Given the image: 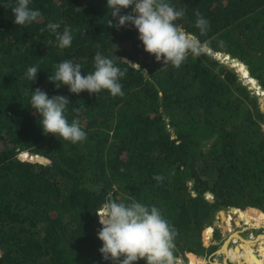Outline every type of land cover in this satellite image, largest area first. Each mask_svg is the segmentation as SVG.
Masks as SVG:
<instances>
[{
  "label": "trees",
  "instance_id": "trees-1",
  "mask_svg": "<svg viewBox=\"0 0 264 264\" xmlns=\"http://www.w3.org/2000/svg\"><path fill=\"white\" fill-rule=\"evenodd\" d=\"M167 2L184 10L175 23L208 48L179 68L147 53L133 26L109 27L117 21L107 0H30L42 18L22 26L17 0H0V264H111L99 252L95 215L109 193L157 207L176 232L172 257L190 261L217 249L201 234L210 226L207 241L219 210L264 219V111L248 84L264 91V0ZM196 13L209 22L203 34ZM50 22L60 33L71 28L70 47L56 46ZM97 51L132 64L116 61L123 96L77 95L49 81L64 60L86 76ZM26 88L67 97L64 115L86 140L44 133ZM221 215L222 232L232 233V214Z\"/></svg>",
  "mask_w": 264,
  "mask_h": 264
},
{
  "label": "clouds",
  "instance_id": "clouds-1",
  "mask_svg": "<svg viewBox=\"0 0 264 264\" xmlns=\"http://www.w3.org/2000/svg\"><path fill=\"white\" fill-rule=\"evenodd\" d=\"M29 4L30 0H17L12 7L16 25L31 24L42 18V13L30 8ZM107 9H111L110 17L117 21L113 24L109 19V27L119 30L128 25L133 26L138 31L144 50L154 55L157 61L170 63L175 68H179L190 54L199 56L206 47L195 35L175 23L183 17L184 10L176 9L167 0H107ZM122 9L130 11L121 14ZM196 16V27L203 34L208 30L209 22L199 13ZM46 27L55 34L57 47L64 49L71 46V28L65 27L60 33L57 23L50 22ZM49 43L52 41L49 40ZM114 56L115 60L97 51L93 57L94 70L86 76L82 75L79 63L64 60L48 79L57 88L67 85L69 92L77 95L83 91L97 95L107 90L113 97L123 96L120 80L126 76V72L116 66V61L132 64L126 58ZM37 73L38 68L33 66L28 67L25 75L32 83ZM57 81L60 83L57 84ZM25 92H31L30 107L40 116L44 133L59 136L72 144L86 140V133L79 121L74 119L69 123L64 115L70 103L67 97L57 95L49 98L40 88H26ZM153 179L162 181L164 177L155 175ZM95 215L102 226L97 238L102 242L99 252L104 261H111V264H136L143 260L145 264H171L176 232L157 207H149L135 200L129 204L117 203L109 193Z\"/></svg>",
  "mask_w": 264,
  "mask_h": 264
},
{
  "label": "rangeland",
  "instance_id": "rangeland-1",
  "mask_svg": "<svg viewBox=\"0 0 264 264\" xmlns=\"http://www.w3.org/2000/svg\"><path fill=\"white\" fill-rule=\"evenodd\" d=\"M262 127L264 128V126H262ZM24 157H27V156H24ZM26 159H28V158H26ZM29 160H31V159H29ZM32 161H35V160H32ZM206 195L209 199L212 198V196L210 194H206ZM225 213H227V212H225ZM242 216L243 215H239L238 213L235 214L233 212L232 219L230 221L231 229L235 232H238L239 236L242 237L244 241H246V243H244L245 248L243 249V251H241V255L239 256L238 261L235 262V264H255L256 261H258L259 264H264V241L261 242L260 244L255 243L256 240H258V239L261 240L259 237L264 234V219L259 218V217H257V218L253 217L249 220H244V219H242ZM214 222L219 223V224H222V222H223L222 217H220V215L218 213L215 217ZM211 226L213 227V225H211ZM208 227H210V226H208ZM208 227H206V228H208ZM247 227H249V228H247ZM213 229L214 230L219 229V233L214 235L215 239L211 237L210 240L205 241L204 237H203V232H204V230H203L202 234H201L202 241L205 245L206 244L208 245V244H210V241L211 242L213 241V243H211V244H216V246H217V249L215 251H217V250L219 251L221 249V247L223 246V244H225V242L229 239V237L232 233H230L229 230L222 232L220 227L214 226ZM214 230H213V234H214ZM254 237H256V238H254ZM251 241H252V243H251ZM236 244H237V242L230 241L229 246H228V251L231 252ZM234 249L238 250V247L234 248ZM235 250H233V251H235ZM251 252H255V255H252L255 261H253L251 259L252 256H248V254ZM222 256L223 255L221 253H217V252L215 253L214 252L210 256V259H207V264H216V263L220 264V262L223 259ZM246 256H248L249 258H245ZM178 258H180V257H177V259ZM173 259H174V261L178 262L175 257H173ZM199 260H197V261H199ZM184 261H185V259L183 258V262Z\"/></svg>",
  "mask_w": 264,
  "mask_h": 264
},
{
  "label": "bare ground",
  "instance_id": "bare-ground-1",
  "mask_svg": "<svg viewBox=\"0 0 264 264\" xmlns=\"http://www.w3.org/2000/svg\"><path fill=\"white\" fill-rule=\"evenodd\" d=\"M227 212H232L231 214H233V212L235 213V214H237L238 213V211L237 210H234V209H232V211H227ZM254 216L252 215V214H249L248 212L247 213H245V214H243V216H242V219H244V220H249V219H251V218H253ZM255 238V237H254ZM261 240H259L258 239V241L256 240V242L255 243H257V244H260L261 242H263L264 241V234L263 235H261L260 237H259ZM238 240L239 241H241V242H244V240H243V238L242 237H240L239 236V234H238V232H235V231H233L232 232V234H231V236L229 237V239L225 242V244H223V246L221 247V249L219 250V251H217V253H221L223 256V259H222V261L220 262V264H227L226 263V259L231 255V257H230V259H232V261L233 262H236L235 261V257H236V253H237V250H235L233 253H231V254H229V252H228V246H229V242L230 241H234V242H237V244H238ZM251 243H252V241H251ZM236 244V245H237ZM250 256H252L253 254H249ZM255 255V254H254ZM251 259H254L253 257H251ZM201 260V259H200ZM195 261H191V264L192 263H194ZM257 262V261H256ZM257 264H258V262H257Z\"/></svg>",
  "mask_w": 264,
  "mask_h": 264
},
{
  "label": "crops",
  "instance_id": "crops-1",
  "mask_svg": "<svg viewBox=\"0 0 264 264\" xmlns=\"http://www.w3.org/2000/svg\"><path fill=\"white\" fill-rule=\"evenodd\" d=\"M247 228H249V227H247ZM251 234H252V233H251ZM212 238H213V236H212ZM255 238H256V237H255ZM257 241H258V240H257ZM255 242H256V241H255ZM211 243H213V241H212V242L210 241V244H211ZM244 243H246V241L241 242V241L238 240V244L234 246V248H237V247H238V250H237V253H236V257H235V261H236V262L238 261V258H239V256L241 255V251H243V249L245 248V244H244ZM206 245H207V244H206ZM234 248H233V250H235ZM233 250H232L231 252L228 251L229 254L233 253V252H234ZM217 251H218V250H217ZM217 251H214V252L216 253ZM214 252H213V253H214ZM213 253H211L210 255H207V256H206V255H199V256H197L196 254H194V256L197 257V258H201V259H203V257L206 258V259H210V256H211ZM249 254H250V253H249ZM249 254H248V256H250ZM251 254L254 255L255 252H251ZM186 255H187L186 258H184L185 261H186L187 258H188V254H187V253H186ZM248 256H246L245 258H249ZM230 257H231V255L228 257V259H226V263H227V264H228V263H229V264H235V262H233L232 259H230ZM252 257H253V256H252ZM252 260L255 261L254 259H252ZM185 261L183 262V258L180 257V258H178V262H177V264H183V263L185 264ZM257 262H258V261H257ZM257 262H255V264H257ZM172 264H173V263H172ZM216 264H218V263H216ZM258 264H259V263H258Z\"/></svg>",
  "mask_w": 264,
  "mask_h": 264
},
{
  "label": "water",
  "instance_id": "water-1",
  "mask_svg": "<svg viewBox=\"0 0 264 264\" xmlns=\"http://www.w3.org/2000/svg\"><path fill=\"white\" fill-rule=\"evenodd\" d=\"M208 48H207V46L205 47V50H207ZM249 84V87L250 88H252L253 90H254V92L259 96V107H260V109L262 110V111H264V96H263V93H264V91H261L260 93L258 92V90L257 89H255L254 87H253V85L252 84H250V83H248ZM32 161V160H31ZM35 161H38V160H35ZM38 162H41L42 163V161H38ZM44 163V162H43ZM210 200H213V198H210ZM232 209H234V210H238L237 208H235V207H233V206H231V207H228L227 209H221V210H219V212H218V214L220 215V217H222V215H221V213L223 212V213H225V212H227V211H229V210H232ZM253 210H257L256 208H254ZM220 227V229L221 230H223V228H222V224H219V223H216V222H214L213 223V227ZM213 234V233H212ZM0 254H1V250H0ZM173 261H174V259H173V257L171 258V264L173 263Z\"/></svg>",
  "mask_w": 264,
  "mask_h": 264
},
{
  "label": "built area",
  "instance_id": "built-area-1",
  "mask_svg": "<svg viewBox=\"0 0 264 264\" xmlns=\"http://www.w3.org/2000/svg\"><path fill=\"white\" fill-rule=\"evenodd\" d=\"M212 233H213V231H212ZM212 233H211V236L208 238V240H210L211 237L213 236ZM186 256H187V255H186ZM195 258H197V257H195ZM176 260L178 261L177 258H176ZM185 262H186L185 264H191V261L189 260V257L187 258V260H186ZM173 264H177V262L174 261ZM192 264H207V259L203 257L202 260L196 261V262H194V263H192Z\"/></svg>",
  "mask_w": 264,
  "mask_h": 264
}]
</instances>
